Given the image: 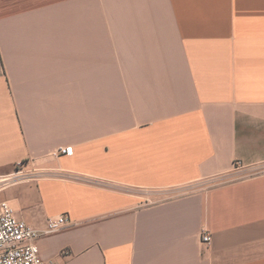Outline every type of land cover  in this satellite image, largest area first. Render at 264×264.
Returning a JSON list of instances; mask_svg holds the SVG:
<instances>
[{
	"label": "crops",
	"instance_id": "obj_1",
	"mask_svg": "<svg viewBox=\"0 0 264 264\" xmlns=\"http://www.w3.org/2000/svg\"><path fill=\"white\" fill-rule=\"evenodd\" d=\"M18 162L201 185L150 204L53 178L2 192L37 230L71 218L38 239L46 262L264 264V175L232 174L264 162V0H0V174Z\"/></svg>",
	"mask_w": 264,
	"mask_h": 264
},
{
	"label": "built area",
	"instance_id": "obj_2",
	"mask_svg": "<svg viewBox=\"0 0 264 264\" xmlns=\"http://www.w3.org/2000/svg\"><path fill=\"white\" fill-rule=\"evenodd\" d=\"M69 153L70 148L61 147L54 155L60 157ZM232 174L240 178L264 175V162L253 166H244L238 162ZM42 178L70 181L138 197L147 204L155 201L178 199L201 189L199 183L163 190L136 188L78 172L62 169H42L31 162H18L12 173L0 174V264H57L46 262L41 258L37 241L42 236H49L71 227V218L66 215L51 218L44 230H37L20 218L7 201L1 199L2 192L14 186ZM202 242L204 244L212 242V235L207 230L203 232ZM61 255L63 258L69 259L73 256V253L69 249H64Z\"/></svg>",
	"mask_w": 264,
	"mask_h": 264
}]
</instances>
